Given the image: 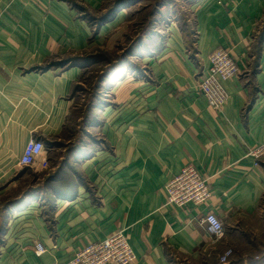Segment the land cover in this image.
<instances>
[{
    "label": "crops",
    "instance_id": "crops-1",
    "mask_svg": "<svg viewBox=\"0 0 264 264\" xmlns=\"http://www.w3.org/2000/svg\"><path fill=\"white\" fill-rule=\"evenodd\" d=\"M104 1L0 0V264H66L116 231L131 264H219L226 249L252 246L242 222L264 197V159L250 155L264 145V0H192V30L167 23L136 67L111 71L94 124L72 141L78 60L127 15L104 21ZM216 49L230 50L239 70L222 82L218 114L195 90ZM32 139L44 151L24 168ZM188 162L210 198L168 205L165 187ZM206 212L224 225L218 242ZM252 256L234 250L229 264H264V253Z\"/></svg>",
    "mask_w": 264,
    "mask_h": 264
},
{
    "label": "rangeland",
    "instance_id": "rangeland-1",
    "mask_svg": "<svg viewBox=\"0 0 264 264\" xmlns=\"http://www.w3.org/2000/svg\"><path fill=\"white\" fill-rule=\"evenodd\" d=\"M116 3H124L119 4L114 11L122 10L127 13L122 19L123 22L113 30L104 31L103 38L98 40L97 48L87 53L88 55L80 62L82 75L74 87V108L65 129L68 134H76L72 141L83 139L85 137L83 129L94 124L96 119L91 113L103 100V80L110 76L111 71L124 64L129 71L136 67L138 51L142 52L144 49L145 52L151 41L161 35L167 23L176 21L182 27H187V31L192 30L190 13L192 0H105L107 15L111 13ZM96 23L98 24V21ZM242 224L245 232H250L253 237L250 239L247 236L246 239L252 246L237 244L231 249L232 255L234 250L237 254H252L253 258L264 253V197L260 202L259 214L252 217V221L244 220Z\"/></svg>",
    "mask_w": 264,
    "mask_h": 264
},
{
    "label": "built area",
    "instance_id": "built-area-1",
    "mask_svg": "<svg viewBox=\"0 0 264 264\" xmlns=\"http://www.w3.org/2000/svg\"><path fill=\"white\" fill-rule=\"evenodd\" d=\"M208 61L210 63L208 73L197 82L195 90L206 101L208 108L218 114L222 112L228 101L222 82L237 77L239 70L230 50L216 49L209 55ZM43 151L44 146L40 141L30 140L21 157L20 166L31 167ZM250 155L256 160L264 159V145L251 151ZM164 192L166 203L177 208L188 204L197 208L206 203L211 194L206 178L191 162L186 163L180 173L168 181ZM202 223L213 242L223 239L224 225L216 214L206 212ZM34 250L36 255L45 252L41 244L35 245ZM231 256L232 250L226 249L218 257L219 264H228ZM134 260L135 255L128 237L123 231H116L101 242L89 244L66 264H131Z\"/></svg>",
    "mask_w": 264,
    "mask_h": 264
},
{
    "label": "trees",
    "instance_id": "trees-1",
    "mask_svg": "<svg viewBox=\"0 0 264 264\" xmlns=\"http://www.w3.org/2000/svg\"><path fill=\"white\" fill-rule=\"evenodd\" d=\"M129 2V1H128ZM124 3H126V2H124ZM124 3H119V4H121V5H124ZM119 4L118 3H116V5H115V7H114V9L111 11V13H109L107 16H105V18H104V21H107L110 17H112L116 12H114L116 9H117V7L119 6ZM141 41H142V39H141ZM78 62H82V59H80V60H78ZM82 75V74H81ZM101 82V81H100ZM75 87V86H74ZM73 91H74V88H73Z\"/></svg>",
    "mask_w": 264,
    "mask_h": 264
}]
</instances>
